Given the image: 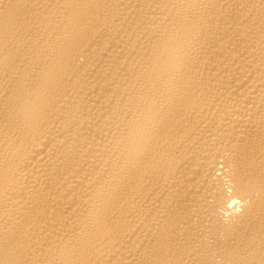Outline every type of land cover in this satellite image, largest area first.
<instances>
[{"label":"bare ground","instance_id":"1","mask_svg":"<svg viewBox=\"0 0 264 264\" xmlns=\"http://www.w3.org/2000/svg\"><path fill=\"white\" fill-rule=\"evenodd\" d=\"M0 264H264V0H0Z\"/></svg>","mask_w":264,"mask_h":264}]
</instances>
